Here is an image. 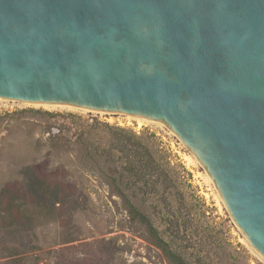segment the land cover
<instances>
[{
    "label": "water",
    "instance_id": "obj_1",
    "mask_svg": "<svg viewBox=\"0 0 264 264\" xmlns=\"http://www.w3.org/2000/svg\"><path fill=\"white\" fill-rule=\"evenodd\" d=\"M0 99L165 124L264 259V0H0Z\"/></svg>",
    "mask_w": 264,
    "mask_h": 264
},
{
    "label": "rangeland",
    "instance_id": "obj_2",
    "mask_svg": "<svg viewBox=\"0 0 264 264\" xmlns=\"http://www.w3.org/2000/svg\"><path fill=\"white\" fill-rule=\"evenodd\" d=\"M150 135L181 180L177 236L162 200L137 187L126 193L172 249L189 264H264L204 167L165 124L9 99H0V264H167L99 172L123 173L132 161L123 140L148 143ZM84 147L99 166L83 159ZM54 173L59 184L44 188ZM10 198L37 224L35 236L21 227L8 236Z\"/></svg>",
    "mask_w": 264,
    "mask_h": 264
},
{
    "label": "trees",
    "instance_id": "obj_3",
    "mask_svg": "<svg viewBox=\"0 0 264 264\" xmlns=\"http://www.w3.org/2000/svg\"><path fill=\"white\" fill-rule=\"evenodd\" d=\"M151 141L143 143L139 139H125L123 148L129 146L130 149H126V153L132 156V161H129L128 167L124 168L123 173L114 175L101 171L105 183L114 190L116 195L120 198L122 207L127 213L128 217L140 224L146 233L148 242L153 245L162 255L167 264H189L185 258L178 252L174 251L169 242H167L159 233L157 228L153 225L148 216L142 213L131 200V196L126 192L137 187L143 194L148 197L160 199L164 202L165 208L168 213H173L169 218V222H172V232L177 236L179 233L178 217L175 213H181L182 207L186 206L184 196L177 191V186L181 181L174 176L173 167L170 162L164 160L161 149L155 142V136L150 135ZM126 146V147H127ZM83 159L92 160V155L89 153L88 148L82 150ZM93 165L99 166L96 160L91 161ZM99 168V167H97ZM59 184L57 175L46 176L42 185L44 188ZM126 190V191H125ZM176 192V193H174ZM3 205L9 210V228L8 236L14 238L13 230H17L16 227H21V231H28L31 235L35 236L36 223L31 222L26 218L21 217V210L19 206L14 203V198L6 199ZM182 206L181 208H179ZM38 213H45L46 210L42 206L37 207ZM49 213L43 214L47 217ZM52 219V217H50ZM53 220V219H52ZM15 228V229H14ZM35 258V257H34ZM36 264V259L34 260Z\"/></svg>",
    "mask_w": 264,
    "mask_h": 264
},
{
    "label": "bare ground",
    "instance_id": "obj_4",
    "mask_svg": "<svg viewBox=\"0 0 264 264\" xmlns=\"http://www.w3.org/2000/svg\"><path fill=\"white\" fill-rule=\"evenodd\" d=\"M39 105H42V104H39ZM43 106H48V105H43ZM50 107H55V106H50ZM210 178V177H209ZM215 186V185H214Z\"/></svg>",
    "mask_w": 264,
    "mask_h": 264
}]
</instances>
